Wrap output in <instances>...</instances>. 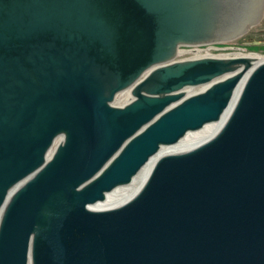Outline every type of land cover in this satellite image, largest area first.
I'll use <instances>...</instances> for the list:
<instances>
[{
	"label": "water",
	"instance_id": "obj_1",
	"mask_svg": "<svg viewBox=\"0 0 264 264\" xmlns=\"http://www.w3.org/2000/svg\"><path fill=\"white\" fill-rule=\"evenodd\" d=\"M263 5L0 0V264H264Z\"/></svg>",
	"mask_w": 264,
	"mask_h": 264
},
{
	"label": "bare ground",
	"instance_id": "obj_2",
	"mask_svg": "<svg viewBox=\"0 0 264 264\" xmlns=\"http://www.w3.org/2000/svg\"><path fill=\"white\" fill-rule=\"evenodd\" d=\"M209 50H205L204 53H208ZM211 51V50H210ZM201 51L199 50H191V51H179V55L183 54H193L192 57H190V60H199L204 58H226L225 55H218V56H210L208 54H201ZM236 56L239 57H247L250 59L251 67H253L256 64H260L264 62V57L259 56L258 54H236ZM203 86L198 87L196 90L189 89L186 90L187 95L194 94L197 90H202ZM185 92V93H186ZM119 99H121L124 103L130 100V93L129 91L124 92L123 94H120ZM229 109L223 114V116L219 119V121L211 124L205 125L200 130L189 132L188 135L192 138L196 139H209L213 136V134L219 129V127L222 125L224 119L226 118V115L228 114ZM131 184L123 186L121 188H118L114 190L112 193H109L106 195V198L103 202H100L97 204V208L100 210H110L117 208L120 203L122 202L124 196L126 195L129 187Z\"/></svg>",
	"mask_w": 264,
	"mask_h": 264
},
{
	"label": "rangeland",
	"instance_id": "obj_3",
	"mask_svg": "<svg viewBox=\"0 0 264 264\" xmlns=\"http://www.w3.org/2000/svg\"><path fill=\"white\" fill-rule=\"evenodd\" d=\"M247 30L248 31H246L245 33L239 36L232 37L231 39H226L224 41H221V43L219 44L207 45L214 48V49H209L208 53L213 56L226 55L230 53H235V54L252 53L264 57V46L262 45L264 39L262 38V36H260L259 26L255 25ZM208 48L209 47L201 46V47H197L196 50L201 51L200 53L205 55L204 51L207 50ZM181 49H187V48H181ZM192 56L193 54L178 55L177 57H175V60H183L185 58H190ZM196 89L197 88H194V90ZM196 92H198V90ZM186 94L187 92L184 95L186 96ZM118 97L115 100L114 105L122 106L124 102Z\"/></svg>",
	"mask_w": 264,
	"mask_h": 264
},
{
	"label": "flooded vegetation",
	"instance_id": "obj_4",
	"mask_svg": "<svg viewBox=\"0 0 264 264\" xmlns=\"http://www.w3.org/2000/svg\"><path fill=\"white\" fill-rule=\"evenodd\" d=\"M255 25L259 26L260 36H262V38L264 39V5L262 7L260 18L258 19V21L254 25L248 26V29L255 26ZM262 45L264 46V40L262 42Z\"/></svg>",
	"mask_w": 264,
	"mask_h": 264
},
{
	"label": "built area",
	"instance_id": "obj_5",
	"mask_svg": "<svg viewBox=\"0 0 264 264\" xmlns=\"http://www.w3.org/2000/svg\"><path fill=\"white\" fill-rule=\"evenodd\" d=\"M207 50H209V49H207ZM205 54H208L209 55V53H205Z\"/></svg>",
	"mask_w": 264,
	"mask_h": 264
}]
</instances>
